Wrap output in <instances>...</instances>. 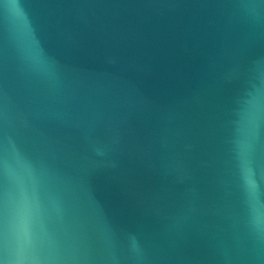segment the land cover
<instances>
[{"label": "water", "instance_id": "water-1", "mask_svg": "<svg viewBox=\"0 0 264 264\" xmlns=\"http://www.w3.org/2000/svg\"><path fill=\"white\" fill-rule=\"evenodd\" d=\"M0 124L19 264H264V0H0Z\"/></svg>", "mask_w": 264, "mask_h": 264}, {"label": "snow or ice", "instance_id": "snow-or-ice-1", "mask_svg": "<svg viewBox=\"0 0 264 264\" xmlns=\"http://www.w3.org/2000/svg\"><path fill=\"white\" fill-rule=\"evenodd\" d=\"M3 133V126L0 124V134ZM264 154V150L261 152ZM254 185L249 183V191H254ZM34 195L24 186L23 182L18 184L17 205L15 209V233L17 245L11 255L7 245L4 229L5 209L0 204V264H19L24 259L25 251L31 247L33 242L31 222L32 210L34 207Z\"/></svg>", "mask_w": 264, "mask_h": 264}]
</instances>
